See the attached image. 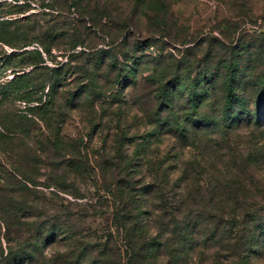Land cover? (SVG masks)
<instances>
[{
  "label": "trees",
  "instance_id": "trees-1",
  "mask_svg": "<svg viewBox=\"0 0 264 264\" xmlns=\"http://www.w3.org/2000/svg\"><path fill=\"white\" fill-rule=\"evenodd\" d=\"M67 1L88 16V26L76 20L86 34L106 40L79 65L87 52L77 47H86L71 34L76 83L40 111L28 163L0 150V264H256L264 257V38L211 35L164 52L170 0H122V11ZM61 110L86 113L81 128L66 132ZM3 128L4 141L12 129ZM87 184L98 204L75 208L63 198L86 197ZM109 203L107 232L83 227L85 213Z\"/></svg>",
  "mask_w": 264,
  "mask_h": 264
},
{
  "label": "rangeland",
  "instance_id": "rangeland-1",
  "mask_svg": "<svg viewBox=\"0 0 264 264\" xmlns=\"http://www.w3.org/2000/svg\"><path fill=\"white\" fill-rule=\"evenodd\" d=\"M170 4L172 28L164 41V52L181 49L183 42L194 43L211 35L236 39L242 34L246 40L264 38V0H170ZM99 5H107L112 10L126 7L122 0H99ZM77 19L89 25L88 16H81L67 0H0V131L4 130L3 126L12 129L7 131L6 140H0V150L6 154V160L11 157L28 163L35 147L27 140V135L42 128L40 111L51 108V95L56 106L61 104L75 86L73 71L92 53L102 49L106 40L104 34L100 31L95 35L86 34V27L80 26ZM146 26L143 20L140 23L142 36L146 35ZM71 34L73 39L84 41L86 48L77 49L88 53L77 59L79 65L70 61ZM80 34L82 37L78 38ZM58 72H61L58 91L52 94ZM33 106L35 109H30ZM134 111L130 110V119ZM66 116L63 128L73 132L74 125L81 128L87 114L80 111L73 113L72 118H68L69 114ZM23 126H27L26 131ZM48 164L43 160L39 165L41 179L45 177ZM94 191V187L87 184L85 188L82 186L86 197L77 199L64 195L63 198L75 208L79 203L98 204L99 197ZM85 215L83 227H91L99 235L111 228L110 203L98 212L89 210ZM256 264H264V257Z\"/></svg>",
  "mask_w": 264,
  "mask_h": 264
}]
</instances>
